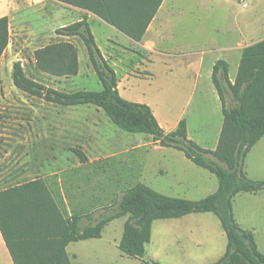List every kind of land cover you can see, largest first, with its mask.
I'll list each match as a JSON object with an SVG mask.
<instances>
[{"label":"rangeland","instance_id":"rangeland-1","mask_svg":"<svg viewBox=\"0 0 264 264\" xmlns=\"http://www.w3.org/2000/svg\"><path fill=\"white\" fill-rule=\"evenodd\" d=\"M46 4L43 9L51 12L48 19H40L46 15L43 9L28 8L15 10L9 21V44L0 59V191L42 179L64 217L95 213L136 183L192 201L215 192L218 182L213 174L187 161L182 152L155 145L148 135L118 129L95 106L54 105L13 86L12 66L19 62L27 77L61 92L102 89L82 41L54 33L74 17L68 11L57 15L54 0ZM159 17L165 30L156 41L168 54L145 53L139 64L128 50L110 51L116 60L111 67L119 95L149 106L166 130L175 127L180 117L186 118L191 137L201 147L213 149L222 122L220 102L216 93L202 98L191 90L193 73H186V62L203 57V71L210 69L228 54L222 49L235 42L233 32L239 27L244 32L249 27L258 30L243 40L247 44L264 39V0H167ZM88 24L101 50L106 38L120 36L94 17ZM62 42L78 49L80 62L74 76H56L38 67L35 51ZM229 61V76L234 77L238 57ZM254 161L260 167L251 176L263 180L264 155ZM232 201L236 223L253 230L264 254V192L238 194ZM125 220L110 222L100 239L70 243L66 248L70 263L211 264L225 251L219 221L205 213L154 221L144 256L129 257L117 247Z\"/></svg>","mask_w":264,"mask_h":264},{"label":"trees","instance_id":"trees-1","mask_svg":"<svg viewBox=\"0 0 264 264\" xmlns=\"http://www.w3.org/2000/svg\"><path fill=\"white\" fill-rule=\"evenodd\" d=\"M92 13L135 42H140L163 0H55ZM61 38L82 41L88 61L102 89L61 92L26 76L19 62L12 66L11 79L19 91L54 105H91L127 133L151 137L160 147L182 152L195 166L213 174L218 182L212 194L196 200L172 198L136 183L119 193L111 205L95 213L64 217L42 179L0 191V235L12 264H71L66 248L70 243L100 239L115 219L126 217L118 243L126 256L142 258L151 239L154 221L179 219L190 214L210 213L225 234L223 255L211 264H264V254L251 230L242 229L233 216L232 200L242 193L264 192V179L252 180L244 171L250 149L264 136V39L242 49L233 82L228 64L217 60L211 82L217 92L223 122L214 150L201 148L188 139L185 120L175 129L160 127L149 106L124 100L118 92L114 69L97 47L87 17L55 30ZM10 39L8 17H0V59ZM56 56L55 62L51 59ZM38 67L56 76L78 72V54L70 42L48 45L35 51ZM148 264H160L151 261Z\"/></svg>","mask_w":264,"mask_h":264},{"label":"crops","instance_id":"crops-1","mask_svg":"<svg viewBox=\"0 0 264 264\" xmlns=\"http://www.w3.org/2000/svg\"><path fill=\"white\" fill-rule=\"evenodd\" d=\"M47 1H49V0H0V17L6 16V17H8V20L10 21L11 19H13L12 14L15 10L18 11L20 9H28V8H30V9L31 8H39V9L47 8V5H48V4H46ZM166 1L167 0H163V2L161 3V6L159 7L156 15L154 16V18L152 19V21L148 25V27H147V29H146V31H145L140 42H135V41L131 40L130 38H128L127 36H125L124 34L118 32L116 30L118 35H120L119 37L115 36L114 39L112 37L106 38L104 49H102V50L97 46L100 49L104 58L109 62L110 65L111 64L113 65L116 61L115 59H111V55L109 54L111 50H114V52L115 51H117V52L120 51V52H124V53L127 52L130 54L129 56L133 60L136 59L137 61H139V64L141 63L140 59H144L145 53H149V54L154 53V54H158V55L168 54L165 51H163L161 49V47H158L157 41H156L157 38H160L163 35V32L165 30L163 17L161 18V17H159V15H160L162 9L164 8ZM55 2L58 4L57 15L59 14V16L62 17V15H65V14H62V11H65V13L68 11L70 13L71 17L72 16L74 17V19L72 20V23L79 21L83 17L84 14L87 17V22L90 19H92L93 17L100 20L98 17H96L92 13L85 12V11L80 10L78 8H75V7H71V6L61 4L57 1H55ZM66 9H68V10H66ZM44 13L46 15L43 16L41 14V16H40L41 20H44V18L48 19L50 17L51 12L44 10ZM64 26H66V25H62L61 27H64ZM89 27H90V25H89ZM247 27H249V26H247ZM257 32H258V30L255 27H253V28L249 27L245 30V32L242 31L241 28L239 27L236 31L233 32V34L236 37L235 42H233V44L225 46L222 49L223 51L227 52L228 54H226L224 59H216L212 63L210 69L207 68V70L203 71V57L198 59L197 62H195L191 59L189 61H187L184 69H185L187 74L193 73V77L190 80L191 81L190 82L191 90L194 92H198V95L202 98H204L208 94H215L216 93V95H217V92L215 91L213 84L211 82V73H212V68H213L214 63L217 60H224L228 64V76H229V62H230L229 59L232 56H234L235 59L238 57V63H237V68H238L242 49L248 45L255 43V42H253V43L247 44V43L243 42V40L246 37L248 38L249 36L256 34ZM65 39L70 40V39H74V38H65ZM94 40H95V38H94ZM122 42H125L126 45H123ZM95 43H96V41H95ZM126 50H128V51H126ZM77 54H78V61H79L78 49H77ZM122 57H124V56H122ZM236 72H237V69H236ZM236 72H235V75H236ZM235 75H234V77L229 76V79L231 82H233ZM118 92H119V84H118ZM216 97H218V95ZM220 107H221V104H220ZM221 114H222V111H221ZM180 120H185L188 139H190L191 141H193L194 143H196L197 145L200 146L201 145L200 142L197 141V139L195 137H191V135L189 134V132H188V120L186 118L181 119V117H180L178 119V121L176 122L175 127L177 126V124L179 123ZM222 122H223V115H222ZM222 122L220 125V129L217 133V137H216V141L214 142L215 145H214L213 149L204 148V147L200 146L201 148L208 149V150H214L215 149L217 142H218L219 134L221 131ZM159 125L161 128H163L167 132L175 129V127H173L172 129L166 130L164 127H162V125L160 123H159ZM259 155H264V136L250 149L247 156L245 157L244 171L246 173V176L249 179L257 180V179H255V177L251 176V174H252V171L254 170V168L256 166L260 167V165L256 164L254 161V158L256 156H259ZM187 161H189V160H187ZM199 214H205V213H199ZM190 215H198V214H190ZM187 216H189V215H187ZM187 216H184V217H187ZM233 216H234V213H233ZM184 217H181V218H184ZM242 229H244V228H242ZM247 230H249V229H247ZM251 231L253 232V230H251ZM150 241H151V239H150ZM0 264H12L11 258H10L8 251L4 245V242L2 240L1 235H0Z\"/></svg>","mask_w":264,"mask_h":264}]
</instances>
